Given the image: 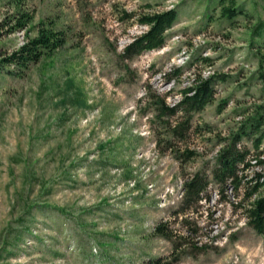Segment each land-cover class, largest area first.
I'll return each mask as SVG.
<instances>
[{
  "label": "rangeland",
  "instance_id": "374dc122",
  "mask_svg": "<svg viewBox=\"0 0 264 264\" xmlns=\"http://www.w3.org/2000/svg\"><path fill=\"white\" fill-rule=\"evenodd\" d=\"M169 9L164 46L127 58L140 18ZM39 28L65 44L0 75V264H264V236L244 217L264 125L242 135L264 115V0H0V52ZM211 77L210 104L169 114ZM232 144L246 153L237 190L211 176ZM200 172L208 188L181 211L172 198Z\"/></svg>",
  "mask_w": 264,
  "mask_h": 264
},
{
  "label": "trees",
  "instance_id": "16d2710c",
  "mask_svg": "<svg viewBox=\"0 0 264 264\" xmlns=\"http://www.w3.org/2000/svg\"><path fill=\"white\" fill-rule=\"evenodd\" d=\"M178 14L176 10L169 9L164 12L146 14L139 20L141 25L147 30L126 46L124 54L127 58L139 55L144 52L160 49L164 46L165 33L176 23ZM27 19H19L18 28L23 30L26 27ZM65 44V38L60 32L53 29L39 28L34 38L28 39L17 51L7 55L0 52V75L7 72L10 75L21 76L31 65L38 63L42 57L50 56ZM12 68L13 70H9ZM213 77L206 80H197L193 86L181 92V100L169 110V114L182 113L190 115L194 112L202 111L213 101V89L211 81ZM264 115L259 112L257 116H252L247 125L242 130V135L256 134L264 125ZM241 134H238V137ZM262 134L255 138L256 143H260ZM246 153L237 149L235 144L223 149L218 157L215 167L211 171L212 179L223 189L231 187L232 190L239 188L238 173L240 166L244 165ZM260 167V173H256L255 184L251 188L250 196L247 199L256 197L244 210V217L247 225L257 234L264 236V160L256 164ZM208 188V177L202 172L196 173L184 184V196L181 211L190 210L202 197ZM154 234L171 241V235L165 224L159 223L154 227ZM175 259H164L154 257L145 260L142 264H175Z\"/></svg>",
  "mask_w": 264,
  "mask_h": 264
},
{
  "label": "built area",
  "instance_id": "2783aa9c",
  "mask_svg": "<svg viewBox=\"0 0 264 264\" xmlns=\"http://www.w3.org/2000/svg\"><path fill=\"white\" fill-rule=\"evenodd\" d=\"M149 152H152V153H154V151H152L151 149H149ZM171 191H173V189H171ZM170 190H167L164 194H165V196H164V203H166V205L168 206V205H170L171 204V202H172V200H181V198H182V194H183V189L181 188V190H180V195L177 197V194L176 195H174V197H173V192H171ZM170 192V194L169 195H171L173 198H172V200L169 202V200L168 199H166V197H167V195H168V193ZM178 193H179V191H178ZM165 205V204H164Z\"/></svg>",
  "mask_w": 264,
  "mask_h": 264
}]
</instances>
